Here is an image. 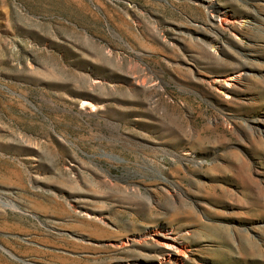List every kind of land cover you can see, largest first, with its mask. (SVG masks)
<instances>
[{
	"label": "rangeland",
	"instance_id": "obj_1",
	"mask_svg": "<svg viewBox=\"0 0 264 264\" xmlns=\"http://www.w3.org/2000/svg\"><path fill=\"white\" fill-rule=\"evenodd\" d=\"M0 264H264V0H0Z\"/></svg>",
	"mask_w": 264,
	"mask_h": 264
}]
</instances>
